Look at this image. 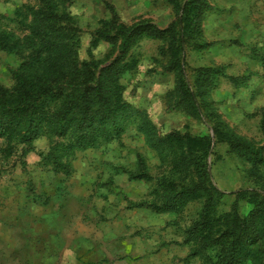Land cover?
<instances>
[{
	"label": "trees",
	"instance_id": "16d2710c",
	"mask_svg": "<svg viewBox=\"0 0 264 264\" xmlns=\"http://www.w3.org/2000/svg\"><path fill=\"white\" fill-rule=\"evenodd\" d=\"M171 1L177 11L181 9L177 23L159 28L149 20L130 25L103 21L89 34L84 58L78 54V30L65 9L70 0H38L35 7L28 6L31 19L22 37L0 29V49L26 52L13 72V86L0 85V138L6 143L0 151L4 157L15 152L24 157L36 150L35 140L45 138L47 148L37 151L39 165L68 177L79 152L118 139L134 125L167 169L158 181V201L130 206L180 212L188 202L200 200L198 216L184 229V242L190 243L185 260L199 256L202 264H264V107L258 125L263 143L238 135L212 112L208 95L220 67H199L190 86L183 57L184 44L199 33L205 0ZM15 17H21L24 24L26 17L18 9ZM143 37L159 40V54L169 55L164 68L173 72L174 85L166 96L167 108L197 118L207 113L213 137L162 132L148 111L126 95L121 79L134 74L139 61L129 49ZM101 42L111 44L112 49L98 58L94 52ZM254 74L229 79L247 85ZM217 143L226 144L248 165L245 176L252 182L231 192L233 200L226 209H220L225 192L207 171V157L215 153ZM21 166L25 167L24 160ZM129 175L150 179L147 173ZM239 201L245 203L243 211Z\"/></svg>",
	"mask_w": 264,
	"mask_h": 264
},
{
	"label": "rangeland",
	"instance_id": "374dc122",
	"mask_svg": "<svg viewBox=\"0 0 264 264\" xmlns=\"http://www.w3.org/2000/svg\"><path fill=\"white\" fill-rule=\"evenodd\" d=\"M37 3L38 0H0V29L12 31L20 37L26 35V26L31 19L28 6L35 7ZM17 9L26 17L23 25L21 17H15ZM65 9L72 17L80 36V58L87 56L89 34L101 26L103 21H121L130 25L139 20H149L157 27L165 28L177 23L181 14V9L177 11L171 0H70ZM193 37L194 39L190 37L184 44L183 54L184 72L190 86L193 85L194 74L199 67H220L214 77L215 85L208 95L212 112L238 135L255 143H263L258 125L264 98L261 97V89L257 88L259 85L255 86L249 100L245 86L234 84L229 77L246 75L251 66L255 67V56L264 53V47L259 45L264 37V0H205L199 33ZM159 45V40L143 37L130 47L129 52L139 61L135 73H127L121 79L126 87V95L138 108L148 111L162 132L179 130L191 135L209 133L213 137L207 113H202L197 118L181 109L167 108L166 96L173 88L174 74L165 70L169 55L167 52L159 54ZM111 49V44L101 42L94 55L102 57ZM25 53L23 49L19 52L0 49V85L7 88L13 86V72ZM33 143L36 150L28 152L24 157L19 156V152L4 157L0 151V191L17 177H31L36 170L51 171L38 163L31 168V161L39 160L37 151L47 148L45 138ZM5 144L0 138V149ZM213 149L215 153H210L207 157V171L212 182L225 192L224 204L220 209H226L233 200L231 192L250 187L252 182L245 176L248 165L229 151L226 144L217 143ZM108 153L112 156H108ZM77 157L92 162L99 157L103 164L108 162L105 158L113 159L118 166L113 169L111 163L110 166L107 163L110 174L121 173L127 182L141 185L142 191L135 199L130 200L131 204L143 200L158 201L161 191L158 181L166 173L167 167L161 164L155 150L146 144L144 135L134 125H130L120 138L100 147L81 151ZM22 160L25 161L24 168L21 166ZM130 172L147 173L150 179L131 177ZM102 185L110 189L114 187V181L106 179L102 181ZM118 194L124 193L120 189ZM201 205L200 200H193L180 212H155L145 208L150 212L152 226H157L151 235L159 236L161 231L166 230L167 236H161L162 245L169 248L167 264H202L199 256L185 260L190 243L184 242L183 238L184 229L198 216ZM239 205L243 211L245 203L239 201Z\"/></svg>",
	"mask_w": 264,
	"mask_h": 264
},
{
	"label": "crops",
	"instance_id": "0c3cea01",
	"mask_svg": "<svg viewBox=\"0 0 264 264\" xmlns=\"http://www.w3.org/2000/svg\"><path fill=\"white\" fill-rule=\"evenodd\" d=\"M255 57V67L246 72L255 74L244 85L249 100L258 85L264 98V53ZM105 159L103 164L99 157H77L68 177L36 170L2 187L0 264H167L169 248L161 236L166 230L152 236L157 226L150 212L130 206L141 185L110 174L107 166L118 165ZM31 162V168L39 164ZM106 179L114 181L113 188L102 185Z\"/></svg>",
	"mask_w": 264,
	"mask_h": 264
}]
</instances>
